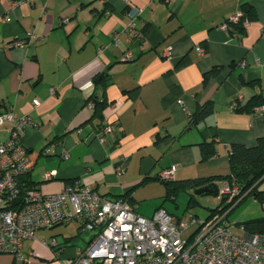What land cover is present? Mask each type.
I'll list each match as a JSON object with an SVG mask.
<instances>
[{"label": "crops", "instance_id": "crops-1", "mask_svg": "<svg viewBox=\"0 0 264 264\" xmlns=\"http://www.w3.org/2000/svg\"><path fill=\"white\" fill-rule=\"evenodd\" d=\"M242 4L253 18L244 17L243 28L223 27ZM129 7L138 9L141 39L124 31ZM263 30L264 0H0V110L31 120L19 134L28 158L22 177L46 194L77 181L101 197L127 199L145 217L160 207L187 217L169 212L164 198L140 213V201L162 183V169L174 166L175 180L224 175L232 143L251 146L264 137V107L233 110L264 95ZM17 40L23 43L12 44ZM165 47L170 60L161 55ZM101 99L99 117L93 100ZM208 101L212 113L190 124ZM106 124L112 132L101 140ZM8 137L7 126L0 128V140ZM204 140L214 141L216 153L200 162ZM47 171H54L49 179ZM45 229L23 241L26 262L0 254V264H63L92 238L79 221ZM48 238L57 247L42 243Z\"/></svg>", "mask_w": 264, "mask_h": 264}, {"label": "built area", "instance_id": "built-area-1", "mask_svg": "<svg viewBox=\"0 0 264 264\" xmlns=\"http://www.w3.org/2000/svg\"><path fill=\"white\" fill-rule=\"evenodd\" d=\"M128 1L124 0L126 5ZM137 12L135 7L128 8L130 18L124 31L141 39L142 32L135 28ZM241 15V11L232 13L223 27H227V22H238ZM22 43L17 40L12 44ZM195 49L203 53L200 46ZM161 55L170 60V47L163 48ZM127 57L128 53L124 55ZM53 92L51 88L50 93ZM38 104V100H32L34 107ZM30 125L28 114L0 110V128L7 126L9 131V137L0 140V254L26 262L27 257L21 251L24 240L33 238L39 229L79 221L92 233V238L63 264H264V234H247L242 225H239L241 233L233 232L232 225L225 221L226 212L199 219L194 215L177 216L160 207L145 217L135 212L127 199L101 197L89 185L77 181L51 194L25 187L20 179L28 170V158L19 134ZM112 128L111 124L102 126L99 138L104 140ZM115 169L121 173L123 166ZM174 171L175 167L170 166L157 177L170 180ZM53 175L54 171H47L43 176L49 179ZM237 192L235 185L223 182L217 193L228 202ZM42 243L57 247L52 238L43 239Z\"/></svg>", "mask_w": 264, "mask_h": 264}, {"label": "trees", "instance_id": "trees-1", "mask_svg": "<svg viewBox=\"0 0 264 264\" xmlns=\"http://www.w3.org/2000/svg\"><path fill=\"white\" fill-rule=\"evenodd\" d=\"M242 15L238 22H227V28L230 26L243 28L244 24L241 20L246 17L247 20H251L254 16L251 6L248 4L241 5ZM216 70L211 69L209 72L203 75V82L212 75ZM95 83L102 79V76L94 75L92 77ZM93 115L100 117V111L104 107L105 102L101 100H93ZM264 107V95L261 93L253 94L243 105H235L233 110L236 112H250L255 107ZM213 111L212 102L208 101L202 105H199L193 115L190 117V124H197L205 116L209 115ZM200 162H204L212 157L216 153L215 143L213 140H204L198 143ZM157 179H159L157 177ZM160 180V179H159ZM165 188L164 199L174 200L176 194L179 191L194 190L197 187L207 185L212 187L217 185V181H224L229 184H233L237 187V194L228 202L226 197L220 195V201L217 206L209 209L210 216L213 213H225V219L227 214L236 207L246 197L254 194V198L260 203L264 202V189H258L260 183L264 182V137H258L255 143L251 146H245L239 143H232L228 150V173L224 175H213L207 177H190L184 179H170L161 180ZM73 182V181H72ZM20 183H23L25 187H31L26 182L24 177H21ZM214 194L211 191L203 192L201 194ZM214 195H219L218 193ZM126 197V193L123 194V198ZM196 203L193 196L189 194L188 205ZM207 216V217H208ZM236 224L242 225L244 232L247 234H264V216L250 218Z\"/></svg>", "mask_w": 264, "mask_h": 264}, {"label": "rangeland", "instance_id": "rangeland-1", "mask_svg": "<svg viewBox=\"0 0 264 264\" xmlns=\"http://www.w3.org/2000/svg\"><path fill=\"white\" fill-rule=\"evenodd\" d=\"M155 182V185L150 189H147V191H144V198L140 201V213L145 210L151 211L155 206L154 203H159L164 198V185L159 181ZM258 189H264V182L259 184ZM189 194L193 196L196 203L188 205ZM219 201L220 195H214L211 193L196 195L192 190H186L179 191L175 196L174 202L170 199H166L163 202V205L169 212H174L176 214L184 213L186 216L194 214L199 219H205L209 214V209L217 206ZM263 206L264 202L260 203L257 199L248 196L227 214L225 221L227 224L232 225L231 229L233 232L241 233L242 231L239 229V224L236 223L250 218L259 217L257 215H262L264 213ZM39 230L48 231L50 229L42 228Z\"/></svg>", "mask_w": 264, "mask_h": 264}, {"label": "water", "instance_id": "water-1", "mask_svg": "<svg viewBox=\"0 0 264 264\" xmlns=\"http://www.w3.org/2000/svg\"><path fill=\"white\" fill-rule=\"evenodd\" d=\"M208 191H211L214 194H216L218 192V186L217 185H214L212 187H209L207 185L200 186V187H197L196 189H194L193 193L198 195V194H201L203 192H208ZM251 196L254 197V194H252Z\"/></svg>", "mask_w": 264, "mask_h": 264}]
</instances>
